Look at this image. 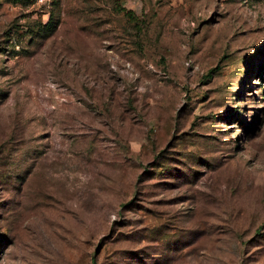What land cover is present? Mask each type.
Returning <instances> with one entry per match:
<instances>
[{
	"label": "rangeland",
	"instance_id": "obj_1",
	"mask_svg": "<svg viewBox=\"0 0 264 264\" xmlns=\"http://www.w3.org/2000/svg\"><path fill=\"white\" fill-rule=\"evenodd\" d=\"M0 264H264V0H0Z\"/></svg>",
	"mask_w": 264,
	"mask_h": 264
},
{
	"label": "trees",
	"instance_id": "obj_2",
	"mask_svg": "<svg viewBox=\"0 0 264 264\" xmlns=\"http://www.w3.org/2000/svg\"><path fill=\"white\" fill-rule=\"evenodd\" d=\"M126 13H127V15H132V14H131V11H127Z\"/></svg>",
	"mask_w": 264,
	"mask_h": 264
},
{
	"label": "built area",
	"instance_id": "obj_3",
	"mask_svg": "<svg viewBox=\"0 0 264 264\" xmlns=\"http://www.w3.org/2000/svg\"><path fill=\"white\" fill-rule=\"evenodd\" d=\"M41 1H46V0H41Z\"/></svg>",
	"mask_w": 264,
	"mask_h": 264
}]
</instances>
